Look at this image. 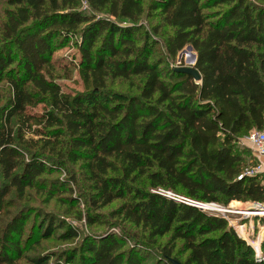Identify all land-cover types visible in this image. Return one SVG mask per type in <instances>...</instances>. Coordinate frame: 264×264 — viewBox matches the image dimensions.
<instances>
[{
    "label": "trees",
    "instance_id": "1",
    "mask_svg": "<svg viewBox=\"0 0 264 264\" xmlns=\"http://www.w3.org/2000/svg\"><path fill=\"white\" fill-rule=\"evenodd\" d=\"M254 1L262 7L250 0H150L149 9L172 31L166 56L174 59L190 45L201 77L196 82L176 70L164 73L148 36H136L141 0H5L0 80L10 95L0 111V213L10 190L20 195L34 187L48 162L78 163L91 182L94 208L119 200L110 215L138 228L149 243L170 233L161 264H264V239L257 256L226 219L177 197L264 203V178L244 175L233 147L239 137L264 131V0ZM101 11L130 25L94 15ZM71 39L77 73L89 88L72 95L43 70L51 66L53 44ZM108 76L140 77L139 93L112 105L99 101ZM38 105L47 108L30 111ZM137 178L144 187L129 186ZM25 219L17 216L4 228L0 264L21 258L30 264L75 258L80 264H141L139 251L111 234L83 241L74 253L25 257L17 229ZM35 228L39 239L56 232L76 237L49 214L37 218ZM177 240L187 253L183 260L173 255Z\"/></svg>",
    "mask_w": 264,
    "mask_h": 264
},
{
    "label": "rangeland",
    "instance_id": "2",
    "mask_svg": "<svg viewBox=\"0 0 264 264\" xmlns=\"http://www.w3.org/2000/svg\"><path fill=\"white\" fill-rule=\"evenodd\" d=\"M80 1L83 2V0ZM250 1L254 7H262L259 1ZM141 3L143 13L133 26L140 29L136 33V36L141 38L148 36L149 43L153 45V59L161 61L160 69L165 73L168 70H176L177 68H193L195 64L193 50H185L181 55L179 51L174 59L166 56L164 41L167 36L172 34V31L162 24L157 11L149 9L150 0H141ZM7 8L5 0H0V49L3 43L1 42V27L4 23V10ZM217 8L215 6L209 8L207 11H214ZM81 10L88 14L92 13L88 9L81 8ZM94 15L121 25H130L128 21L115 19L105 11L95 12ZM75 43L76 39H71L61 44L56 41L53 44L51 66L43 69L46 77L57 82L63 90L71 95L83 93L89 89L77 73L78 51ZM12 51L14 52V49ZM185 55H187V59H185ZM15 67L16 63H13L10 69H15ZM140 79V77L135 76L129 80L113 79L108 76L105 78L104 89L98 92L99 96H97V99L108 105H112L115 101L137 95L140 88ZM9 95L8 84L4 80H0V111ZM45 108L47 107L38 105L36 108L30 109V111L41 113L42 109ZM233 147L246 168L254 164V158L248 148L246 136L239 137L233 143ZM47 165V172L39 177L40 179L35 183L34 187L25 189L23 194L20 195L12 188L10 193L5 197V206L0 213V241L2 232L8 222L17 216H27V219L23 222L19 220L17 224V229L21 231L20 243L25 257L38 254L60 256L65 251L74 253V251L79 249L83 241L95 240L100 236L111 234L116 239L124 242L125 248L135 247L141 255V264H161L163 258L160 256V248L167 243L170 233L156 240L155 243L147 242L138 228L122 221L120 218L110 215L120 205L121 202L119 200L102 208H94L91 205L94 191L91 188V182L87 180L82 170L79 169L78 163H67L66 167L50 162ZM261 176L264 178V174H261ZM142 180V178H137L129 183V186L142 188L144 187ZM2 183L0 174V185ZM166 194L171 196L170 192H166ZM177 197L181 199L180 196ZM231 203L216 205L221 209H232L233 212L212 213L220 216L225 215L228 221L242 226L243 234L241 235L245 237V240L249 244L251 242L254 243L259 234L264 231V215L253 214L255 215L253 216L245 214V212L251 211L254 213L255 210L253 208L256 205L251 202ZM261 206H264V203ZM87 211L90 213V221L86 218ZM262 212H264V209ZM48 214L63 221L67 228L73 229L76 237L59 236V232H56L46 239H39L35 228L36 219ZM174 245L173 255H178V258L183 260L187 253H184L182 250V241L177 240ZM259 246L258 244V249H260ZM14 264L30 263L25 258H21L16 260ZM69 264L80 263L75 258Z\"/></svg>",
    "mask_w": 264,
    "mask_h": 264
},
{
    "label": "built area",
    "instance_id": "3",
    "mask_svg": "<svg viewBox=\"0 0 264 264\" xmlns=\"http://www.w3.org/2000/svg\"><path fill=\"white\" fill-rule=\"evenodd\" d=\"M246 142H247L248 148H249V150L252 153V156L254 158V164L252 166L245 168L244 175L251 176V175L264 174V131L253 130V131L249 132V134L246 136ZM180 200L187 205L194 206V207H196L202 211H206V212H211V213L212 212H217V213L233 212L232 209H229V210L221 209L219 206H217L216 204H213V203H209V204L197 203V202H192V201L182 199V198ZM221 217H223L224 219H226L228 221V219L225 217V215H221ZM228 223L235 230V232L245 240V237H243L241 235L243 233H240V231L237 229V227H241V226H238L234 222L232 223L230 221H228ZM263 238H262V240H263ZM261 241H260V243H261ZM260 243H259V245H260ZM253 244H254L253 242L250 243V245L255 250V253L257 254V256H259L260 249H258V247H254Z\"/></svg>",
    "mask_w": 264,
    "mask_h": 264
},
{
    "label": "water",
    "instance_id": "4",
    "mask_svg": "<svg viewBox=\"0 0 264 264\" xmlns=\"http://www.w3.org/2000/svg\"><path fill=\"white\" fill-rule=\"evenodd\" d=\"M185 50H192L190 45H186L181 51H180V55L185 52ZM196 57H195V53L193 55V60L195 61ZM176 71L178 72H182L185 74H188L192 77V79L196 82L201 80V77L199 75V73L197 72V70L193 67V68H177ZM264 209V206L261 205H257L254 206L253 210L258 211V210H262ZM251 210V209H250ZM264 239V238H263ZM262 242V241H261ZM169 262L171 264H181L180 262L174 260V259H169Z\"/></svg>",
    "mask_w": 264,
    "mask_h": 264
},
{
    "label": "bare ground",
    "instance_id": "5",
    "mask_svg": "<svg viewBox=\"0 0 264 264\" xmlns=\"http://www.w3.org/2000/svg\"><path fill=\"white\" fill-rule=\"evenodd\" d=\"M263 210V209H262ZM262 210H258V211H254V213L251 211V212H245V214H248V215H253V214H260V215H264V212H262ZM260 212V213H259ZM253 216H255V215H253ZM264 237V231L263 232H261L260 234H259V237H258V239L254 242V247H256L257 246V243H258V241H260V240H262V238Z\"/></svg>",
    "mask_w": 264,
    "mask_h": 264
},
{
    "label": "crops",
    "instance_id": "6",
    "mask_svg": "<svg viewBox=\"0 0 264 264\" xmlns=\"http://www.w3.org/2000/svg\"><path fill=\"white\" fill-rule=\"evenodd\" d=\"M237 229H238V230L240 229L241 232L243 233V231H242L243 227H242V226H241V227H238ZM240 230H239V231H240ZM260 241H261V240H260ZM260 241H258V243H257V247H258V244L260 243Z\"/></svg>",
    "mask_w": 264,
    "mask_h": 264
}]
</instances>
